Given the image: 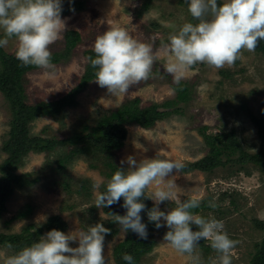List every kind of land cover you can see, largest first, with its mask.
<instances>
[{"label":"rangeland","instance_id":"obj_1","mask_svg":"<svg viewBox=\"0 0 264 264\" xmlns=\"http://www.w3.org/2000/svg\"><path fill=\"white\" fill-rule=\"evenodd\" d=\"M144 1L61 0L62 11L70 2H82L83 7L67 15L61 13V18L66 21V30L50 46L51 53L63 51V36L68 30L77 31L81 41L69 58L60 64L49 68L41 67L26 74L24 88L28 103L57 100L69 92L84 71L86 59L83 52L93 50L96 37L110 27L125 28L134 38L152 44L157 58L150 78L132 85L125 94L111 95L106 88L92 81L76 97V105L65 109L62 117H42L35 120L30 125L32 135H41L40 131L45 128L43 137L65 138L83 119L95 120L128 99L138 98L141 107L161 105L174 99L175 93L164 77L168 76L173 81V76L165 70L168 60L165 46L169 43V36L189 22V12L178 4V0H152L149 11L137 18L135 13ZM0 36L4 38L2 29ZM164 40L168 41L167 44L161 45L160 42ZM17 44V39L13 37L2 49L5 53L15 55ZM154 69L160 74L155 75ZM182 81L188 82L191 88L190 100L177 106L182 114H172L147 130L135 125L128 126L124 146L112 158L116 164L127 170V163L121 165V161H126L128 156L135 157L138 162L146 158L170 159L183 164L197 161L207 153L200 135L203 127H206V134L232 131L246 152L257 151L256 127L249 115L258 117L264 105V57L244 50L241 59L233 66L226 65L217 69L200 63ZM9 119L8 105L0 94V146L6 138ZM66 149L59 147L50 153H30L24 157L16 173H30L33 177H38L39 181L31 187L14 192L6 204V213L0 219V233H18L25 225H41L50 216L58 215L66 222L64 233L78 236L83 231L81 224L88 223L92 226L110 218L102 208L95 206L96 193L101 192V186L107 182L100 172L103 169L100 160L80 158L72 162L67 169L71 191L67 193L61 188L60 177L55 172V161ZM4 158L0 151V163ZM89 162L98 164L99 169L91 170ZM165 179V184L168 180L174 181V191L181 200L192 196L201 198V206L195 213L222 221L229 238L239 241L232 253V264H249L253 245L262 236L261 232L254 229L252 221L264 220V176L254 168H249V174L234 175L227 168H219L209 174H181L174 170ZM84 180L88 181L86 185L91 188L89 198L77 193ZM154 189L155 185L147 189L146 194L151 195ZM230 199L234 200L235 207L229 204ZM212 200L217 205L215 208L208 206V202ZM150 201L153 207L154 202ZM26 205L31 208V214L27 218L7 223L17 212L24 210ZM92 207H95L93 214L90 212ZM174 207L175 201H165L159 205L160 210L165 212ZM115 228L118 230L117 235L105 239L106 264H114L113 247L131 232L129 230L126 233L117 223ZM147 231L148 238L155 241V246L151 253L142 258L141 264H205L206 257L198 246L191 255L182 254L164 241V234L168 231L166 226L159 229L147 226ZM71 246L76 247L78 244L71 242ZM11 255L14 254L0 248V264H4L5 259ZM207 259L209 264H219L218 253L212 248Z\"/></svg>","mask_w":264,"mask_h":264},{"label":"clouds","instance_id":"obj_2","mask_svg":"<svg viewBox=\"0 0 264 264\" xmlns=\"http://www.w3.org/2000/svg\"><path fill=\"white\" fill-rule=\"evenodd\" d=\"M188 11L198 23H184L169 36L165 46V70L176 85L195 65L231 67L241 59L244 50L254 52L259 41L264 40V0H225L222 4L217 0H189ZM61 13V0H0V29L4 33L0 47L7 46L9 39L15 37V56L22 66L52 67L50 46L66 30ZM93 51L95 58L88 60L97 69L95 82L111 95L125 94L132 85L149 79L157 58L152 44L134 38L119 26L98 35ZM125 162L127 170L118 167L106 190L96 193L97 208L111 207L123 198L126 214H114V221L126 233L131 230L142 239L148 238L141 216L147 211L148 221L157 229L167 227L163 239L179 253L191 255L201 240H207L218 253L219 264H232V253L239 241L229 238L222 221L193 211L200 208L201 198L181 200L174 191V181L165 184V177L183 169L182 162L159 158L138 162L133 156L121 161V165ZM153 185L154 191L146 196V190ZM144 199L154 202L151 209H147ZM165 201H175L176 207L161 211L159 205ZM208 206L217 205L212 200ZM108 235L111 229L101 223L80 231L78 236L52 229L39 242L8 256L4 264H106L104 248ZM71 242L78 246H71ZM122 258L133 264L131 254L125 253Z\"/></svg>","mask_w":264,"mask_h":264},{"label":"trees","instance_id":"obj_3","mask_svg":"<svg viewBox=\"0 0 264 264\" xmlns=\"http://www.w3.org/2000/svg\"><path fill=\"white\" fill-rule=\"evenodd\" d=\"M152 0H145L136 11V17L140 18L142 14L149 11ZM189 0H178V4L188 10ZM218 4L223 2L217 0ZM82 2H70L62 11L64 14L72 12L70 9L81 10ZM189 12V11H188ZM188 20L190 23H198L189 13ZM64 49L63 51L52 53V66L60 64L69 58L75 47L81 41L80 34L77 31L68 30L64 33ZM0 39H3L0 36ZM168 41H161V45L167 44ZM255 53L264 57V40L259 41ZM86 59L84 71L80 76L77 84L69 90L64 96L53 101H39L30 104L27 102V96L24 88V79L27 73L40 69L37 66H22L14 54L5 53L0 47V94L8 105L10 119L8 121V131L6 138L2 141L0 151L5 158L0 163V219L6 213V204L16 190H24L35 185L38 177H33L30 173L17 174L24 157L28 154L50 153L59 147L67 148L66 152L58 157L55 161V172L60 177V186L64 191H71L69 178L67 177L68 166L77 159H98L101 161L103 169H100L101 175L108 180L120 167L113 161V156L124 146L127 136L128 126H138L147 130L160 121L172 114H182L178 104H185L190 100L191 88L188 82L182 81L176 85L169 80L168 76L164 77L168 80V86L175 93L174 99L166 101L161 105L151 104L141 107L138 98L128 99L121 103L116 109L107 114H102L95 120L90 118L83 119L78 127L71 130V133L65 138L56 136L43 137L46 129L43 128L41 135H32L30 133V125L37 119L48 117L58 119L63 116L65 109L72 108L76 105V97L84 91L86 86L95 81V72L88 57L95 58L92 49L83 52ZM153 73H160L154 69ZM221 74H225L221 72ZM158 109H169V111L158 112ZM251 122L256 127L258 139V149L254 153L246 152L232 131L206 134V127L200 130V135L207 153L204 157L194 162H187L181 171V174H189L192 172L212 173L219 168H227L230 174L245 173L249 174V168H254L264 176V105L258 117L249 115ZM88 167L91 170L99 169L98 164L89 162ZM88 181H82L80 191L85 197H91V188L86 185ZM101 186V192L106 190V184ZM146 196H148L145 193ZM226 194H224L225 196ZM123 200V198H121ZM147 209L152 208L150 199H144ZM229 204L235 207L234 200L230 199ZM102 211L110 216L105 221L98 223L104 224L105 227L111 229V235L105 239L113 238L117 235L118 230L115 228L114 214L110 210L103 208ZM194 212L197 209L193 210ZM90 212H95V207L90 208ZM31 214L30 206L26 205L24 210L17 212L7 222L22 220ZM142 222L149 228L154 229L155 224L148 221L147 211L141 213ZM254 229L262 233L259 241L253 245V251L250 255L249 264H264V220H253ZM96 223H94L95 225ZM67 228L58 215L50 216L41 225L34 223L25 225L21 231L14 234L0 233V248L7 249L11 253L16 254L25 247L31 246L35 242H39L45 232L52 229L65 231ZM80 228L87 231L89 224H81ZM195 230V226H193ZM209 241L201 240L197 245L206 257L205 264H209L207 257L210 252ZM11 244L12 247H7ZM155 241L151 238L142 239L134 232H130L125 239L116 244L112 249L114 264H128L123 260L125 253L133 256V264H141L142 258L151 253L154 249Z\"/></svg>","mask_w":264,"mask_h":264},{"label":"water","instance_id":"obj_4","mask_svg":"<svg viewBox=\"0 0 264 264\" xmlns=\"http://www.w3.org/2000/svg\"><path fill=\"white\" fill-rule=\"evenodd\" d=\"M169 111V109H158V112ZM123 200L121 199L119 203L112 205L111 207H106V209L110 210L112 213L124 215L126 214V209L122 207Z\"/></svg>","mask_w":264,"mask_h":264}]
</instances>
